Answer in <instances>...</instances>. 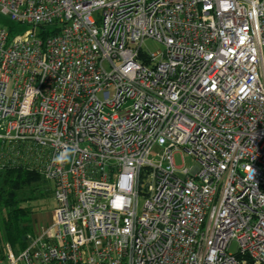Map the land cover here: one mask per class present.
Segmentation results:
<instances>
[{"label":"built area","instance_id":"built-area-1","mask_svg":"<svg viewBox=\"0 0 264 264\" xmlns=\"http://www.w3.org/2000/svg\"><path fill=\"white\" fill-rule=\"evenodd\" d=\"M0 15V169L38 171L55 199L0 264H264V0H0Z\"/></svg>","mask_w":264,"mask_h":264},{"label":"rangeland","instance_id":"rangeland-1","mask_svg":"<svg viewBox=\"0 0 264 264\" xmlns=\"http://www.w3.org/2000/svg\"><path fill=\"white\" fill-rule=\"evenodd\" d=\"M0 24L9 25L11 22L7 17L0 15ZM28 28L29 25L27 24H17L15 31L22 33ZM141 47L143 51H155L160 49L162 45L151 38H146ZM165 145L166 141L159 138L152 150L155 153H159ZM151 158L152 160H156L157 156L152 154ZM174 163L176 166L191 167L195 162L192 156L182 151L174 154ZM53 187V181L45 179L41 174L32 173L28 180L22 182L15 189L14 201L8 202V204L4 201L5 189L8 188V185L5 182L3 174L0 172V242L7 240L4 228L6 212L12 215L14 222L18 224L21 231L25 229V233L23 234V239L25 240L28 233L34 232L37 234L51 222L52 210L55 206ZM143 200L142 196L138 198L139 212L142 210ZM17 246L18 244L15 247L17 248ZM234 248L235 243H232L230 249L234 250Z\"/></svg>","mask_w":264,"mask_h":264},{"label":"trees","instance_id":"trees-1","mask_svg":"<svg viewBox=\"0 0 264 264\" xmlns=\"http://www.w3.org/2000/svg\"><path fill=\"white\" fill-rule=\"evenodd\" d=\"M0 172L3 174L5 182L8 185V188L5 189L4 196V201L7 203L14 201L15 189H17L22 182L28 180L32 173L39 174L38 171L28 170L20 166L4 167L0 169ZM4 228L7 237V240H5L6 242L11 244L14 248H16V244H18L17 248L25 247L26 240L23 239L25 229L22 231L19 229L18 224L14 222L12 215L9 212H6L4 217Z\"/></svg>","mask_w":264,"mask_h":264},{"label":"clouds","instance_id":"clouds-1","mask_svg":"<svg viewBox=\"0 0 264 264\" xmlns=\"http://www.w3.org/2000/svg\"><path fill=\"white\" fill-rule=\"evenodd\" d=\"M73 153L70 150H65L54 157L53 162L57 164H64L70 161Z\"/></svg>","mask_w":264,"mask_h":264}]
</instances>
